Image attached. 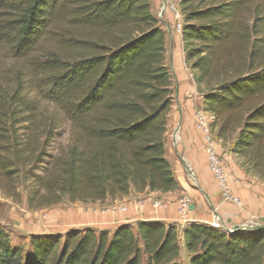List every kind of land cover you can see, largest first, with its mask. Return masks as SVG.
<instances>
[{
	"label": "trees",
	"instance_id": "trees-1",
	"mask_svg": "<svg viewBox=\"0 0 264 264\" xmlns=\"http://www.w3.org/2000/svg\"><path fill=\"white\" fill-rule=\"evenodd\" d=\"M178 1L184 62L210 131L232 141L245 174L264 181V0ZM62 28L69 54H40L41 41ZM3 54L25 60L26 72V81L0 94L6 197L18 201L22 186L28 208L41 209L65 197L102 203L178 189L165 157L173 100L165 34L148 0H0ZM63 122L69 145L48 156ZM182 251L188 264H264V228L138 222L14 244L0 224V264H180Z\"/></svg>",
	"mask_w": 264,
	"mask_h": 264
},
{
	"label": "crops",
	"instance_id": "crops-1",
	"mask_svg": "<svg viewBox=\"0 0 264 264\" xmlns=\"http://www.w3.org/2000/svg\"><path fill=\"white\" fill-rule=\"evenodd\" d=\"M180 43L183 47L182 41L170 40L166 58L173 78V102L167 118L165 157L178 189L168 193L130 192L121 199H107L104 204H72L64 210L42 211L36 214H41L47 227L38 235L47 234L49 230L61 234L69 229L85 228L112 232L120 225L134 226L138 222L177 224L180 199L189 201L191 223L212 226L217 221L222 229L264 225V182L245 174L240 161L231 154L230 144L209 136L224 170L227 190L238 204L223 201L209 169L206 136L197 121L199 115L210 117L202 110V97L193 73L181 56Z\"/></svg>",
	"mask_w": 264,
	"mask_h": 264
},
{
	"label": "rangeland",
	"instance_id": "rangeland-1",
	"mask_svg": "<svg viewBox=\"0 0 264 264\" xmlns=\"http://www.w3.org/2000/svg\"><path fill=\"white\" fill-rule=\"evenodd\" d=\"M148 1H149L151 14L157 20L159 28L165 34V48H166L165 64H166V58L170 48V40L173 41V39H178L181 42V38H180L181 20L179 15V1L178 0H148ZM66 30H67L66 28H62V31L60 33L51 34L50 36L43 39L39 45V53L43 55L51 54V53H56V54L62 53V55H68L69 52L65 51L66 49L65 46L67 41L66 39L64 40V38L66 37V32H65ZM179 49L181 50V56L184 60V52H183V47H181V43ZM24 63L25 60L15 61L13 59H10L5 54L0 56V94L13 90L14 87L18 83H21L22 80L26 81V72L23 66ZM171 82H172V94H173L172 75H171ZM32 95L33 93H31V96L29 97H32ZM172 99H173V95H172ZM41 107L47 111H53V106L46 102H41ZM209 117L210 119H207L209 136L214 137V135L211 133L209 128V124L211 123V116L209 115ZM166 132H167V128H166ZM167 139L168 138L165 133V145L167 143ZM69 140L70 139H69L68 123L63 122L56 136L52 137L51 139V144L48 148L47 155L53 156L54 154H57L59 149H66L69 145L70 142ZM226 143L230 144L231 147L232 144L231 140ZM235 158L240 161V166H241L243 160L238 157ZM45 167L46 165H43V168L42 167L38 168L36 171L33 172L32 175L41 174ZM18 193H19L18 201L14 202L10 198L6 197L0 191V224L3 226L6 233L9 235L11 241L14 244L26 243L30 235H38V233L46 230L47 225L45 223V220L41 217V214L37 215L36 213L42 211L44 212L55 211L59 209L64 210V209H68L69 206H71L72 204H78V205L84 204V203H70L68 199L65 197L62 199L60 203L56 205L41 209H29L26 202V192L22 186H19ZM104 203L105 201L99 204H104ZM216 223L214 222L212 226L214 227L215 225V228L224 231L221 225L220 224L217 225ZM53 229L57 230L58 228L57 229L53 228ZM69 230L61 234L55 232L50 233L49 230L47 234H59L61 236H64L65 233H67ZM188 261H189V256L182 251L178 259V262L180 264H188Z\"/></svg>",
	"mask_w": 264,
	"mask_h": 264
},
{
	"label": "built area",
	"instance_id": "built-area-1",
	"mask_svg": "<svg viewBox=\"0 0 264 264\" xmlns=\"http://www.w3.org/2000/svg\"><path fill=\"white\" fill-rule=\"evenodd\" d=\"M197 121H198L199 128L202 130V132L206 136V140L208 143L207 149H208V153H209V155H208L209 169L212 173L214 180L218 184L219 189L222 192L223 201L226 203L238 204V200L236 198H234L232 195H230L228 190H227L226 177H225L224 170L221 166L219 158L217 157V155L215 154L214 150L211 147V143H210V139H209L208 120L203 115H199L197 117ZM177 212H178L179 221L176 225L181 230L182 228L187 226L189 223H191L188 219L189 201L187 199H180L179 200ZM216 224L218 225V223H216ZM214 227H215V225H214Z\"/></svg>",
	"mask_w": 264,
	"mask_h": 264
},
{
	"label": "water",
	"instance_id": "water-1",
	"mask_svg": "<svg viewBox=\"0 0 264 264\" xmlns=\"http://www.w3.org/2000/svg\"><path fill=\"white\" fill-rule=\"evenodd\" d=\"M264 225H255V226H244V227H238L235 229H224L226 232H231L232 230H238V231H251V230H260L263 229Z\"/></svg>",
	"mask_w": 264,
	"mask_h": 264
}]
</instances>
